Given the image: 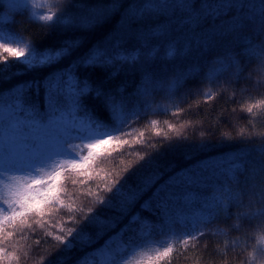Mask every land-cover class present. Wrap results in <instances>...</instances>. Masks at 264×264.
<instances>
[{"label":"trees","instance_id":"trees-1","mask_svg":"<svg viewBox=\"0 0 264 264\" xmlns=\"http://www.w3.org/2000/svg\"><path fill=\"white\" fill-rule=\"evenodd\" d=\"M132 2L133 0H121L122 7L105 24L83 31L64 30L59 25L49 27L51 22L34 20L24 9L14 12L5 0L0 16L14 18V22L10 21L5 25L6 29L37 49L58 48L68 39H80L82 42L81 47L71 57L50 67L28 71L23 64L17 63L11 57L7 65L0 62V94H4L5 103L10 102V92L18 84L42 81L49 74L66 68L72 60L99 41L111 39L121 27L122 17ZM154 2L173 3L176 0ZM179 2L183 3V0ZM235 2L252 5L248 11L255 13L257 17L264 12L260 8L264 0ZM34 3L39 6V15H47L57 10L54 8V0H34ZM97 3L109 4L111 0H72L66 7L69 13L74 14L83 9L73 5L90 6ZM215 23L219 24L221 21L217 20ZM208 28L206 24L204 30ZM166 29V36L151 41L160 51L146 64L123 65L119 73L111 78L109 73L113 69L110 68L79 70L81 77L90 75L93 83L101 84L105 92L110 91L118 98L121 94L116 90L123 88L122 95L127 112V123L123 131L131 135L121 136V139H127L129 145L119 150H114L116 145L100 146L95 151L103 155L81 170L89 174L80 175L78 171H66L60 184L62 206L54 204L50 209H45L42 217L31 215L23 224L18 220L15 227L12 224L5 225V232L0 234V248L5 250L0 253V264H77L86 254L101 249L106 241L119 243L121 239L128 242L130 238H134L139 242L137 233L141 227L140 221L143 220L158 226L153 230L151 240L160 242L165 238H172L166 244H154L151 248L142 249L134 257H129L131 264L146 260L148 256L154 257L169 244L173 248L172 253L161 258L158 264H264V252L257 246L261 233H264V217L238 219V214L243 209L233 204L226 212L221 211L210 221L204 222L199 219L205 214L201 203L185 204L178 199L173 206L169 223H165V217L156 208L155 202L150 211L141 207L158 187L182 169L194 168L200 162H208L236 152L248 154L245 172L239 174L240 187L246 191L243 196L245 204L248 203L252 191L256 192L252 199H259V190H251L250 184L245 182L253 169L258 173L255 183H264V106L255 107L252 113L246 111L247 107L264 99V69L256 59L242 54L244 38L253 35L252 29L242 30L238 39H216L210 46H198L193 41L190 51L184 50V43L187 40H196L198 43V37L187 30L182 31L180 19L172 16L170 10L145 17L133 31L155 30L160 33ZM260 39L264 37L253 35L254 42H259ZM173 40L178 42V52L174 57L167 58L166 50ZM123 47L132 50L140 47V42L129 36ZM230 54L236 55L242 71L237 72L236 67L230 63ZM221 62L226 67L223 71H218L214 79H210L213 69H219ZM145 70L151 72L154 81L161 82L162 87L150 86L149 94L141 95L137 89L142 83ZM177 70H192L193 75L170 93L167 89L168 82ZM29 97V102L37 104L43 114V87L38 94L30 92ZM83 102L97 117L111 123L103 98L94 99L92 95H88ZM152 121L156 123L153 124ZM241 129L244 130V136L240 135ZM157 130L160 131L159 135ZM225 134L230 139H225ZM141 156L145 159L137 163ZM157 174L159 178L156 182L134 203L127 205L126 212L121 211V198L114 195L113 183L129 192L142 188L145 179ZM214 190V187H209L203 195H211ZM175 192L179 198L184 195L185 189L177 188ZM188 198L195 199V195ZM107 200H111V207L97 202ZM255 206L259 207V204ZM136 214H139L140 221L130 223ZM93 216L102 220L114 219L115 227L90 223ZM196 220L205 224L203 235H197L196 239L185 244L186 223ZM125 226L128 229L122 237L118 236ZM69 230L73 231L71 237L67 235ZM81 230L92 238L91 244L85 245L76 239L77 232ZM98 232L102 234L97 236ZM8 233L12 235L5 240L4 236ZM57 236H64L66 241L72 240L73 247L65 250V246L55 239ZM115 246L113 243V247Z\"/></svg>","mask_w":264,"mask_h":264},{"label":"snow or ice","instance_id":"snow-or-ice-1","mask_svg":"<svg viewBox=\"0 0 264 264\" xmlns=\"http://www.w3.org/2000/svg\"><path fill=\"white\" fill-rule=\"evenodd\" d=\"M72 0H54V8L47 15H39L34 0H6L7 6L13 11L24 9L34 20L51 22L48 26L59 25L64 30L90 31L105 24L111 15L121 7V0H111L109 4L97 3L93 5H73L82 7L78 13H69L67 5ZM5 0H0V12L3 11ZM252 5L236 3L235 0H179L173 3L154 2V0H133L129 3L121 27L112 35L111 39H104L90 47L83 54L77 56L64 69L57 70L49 74L42 81H25L10 92V102L5 103L4 94H0V181H13L7 184H0L3 194H0V234L5 232V225L12 224L14 227L19 220L21 224L31 215L43 216L46 208H51L54 204L63 205L60 200L61 177L66 171H78L80 175L89 174L82 169H86L98 156L103 153L96 152L100 146L116 145L114 150H119L129 145L127 139L121 136H129L131 133L124 132L127 123L126 104L123 98V88L116 91L118 96L112 92H105L101 84H95L89 76L81 77L80 69H113L109 73V78L117 75L123 65L135 66L146 64L159 54V47L152 45L151 41L167 35L168 29L158 33L155 30L146 32L133 31L138 22L145 17L156 12L170 10L172 16L180 19L181 30L198 37L196 40H187L183 47L185 51H190L193 41L199 46L201 44L211 45L216 39H238L244 29L251 28L252 34L256 37H264V12L259 17L248 9ZM264 9V3L260 5ZM22 14V13H21ZM220 20L221 23L215 22ZM14 22L13 17L0 16V62L7 65L9 58H13L17 63L25 66L30 71L36 68L50 67L61 60L71 57L78 48L81 47L80 39H68L62 42L58 48H46L39 50L31 43L22 40L18 36L6 30L5 25ZM208 25V30L204 26ZM200 30L199 32L197 30ZM253 35L244 38L245 47L242 54L256 59L264 69V39L254 42ZM129 36L140 42V47L127 50L123 47ZM15 46H12V45ZM178 42L173 40L167 47V58L174 57L178 52ZM7 53V55H4ZM230 63L234 65L237 72L242 71L239 60L235 54H230ZM226 65L221 62L219 69H213L210 79H214L218 71H223ZM6 70V69H5ZM193 75V71L177 70L173 78L168 82L167 89L171 93L177 89L184 80ZM150 86L162 87V83L154 81L153 74L144 71L142 83L137 91L141 95L150 92ZM44 89L45 109L41 114L37 104L29 102V93H39L40 88ZM92 95L94 99L103 98L111 123L97 117L94 112L84 104V98ZM206 95H211L206 93ZM257 106H264V99L258 104L247 107V113H252ZM155 124V121H152ZM76 134L78 138L87 141L83 146L87 148V155L80 157L68 144L66 137ZM119 134V135H118ZM160 131L157 130V135ZM143 135V134H141ZM241 136L244 130L241 129ZM225 139L230 137L225 134ZM264 147V145H262ZM247 153L236 152L224 156L220 161L200 162L194 168L182 169L179 173L169 178L163 185L157 188L153 196L145 201L141 206L146 210H151L153 202L156 208L160 209L165 217V223H169L173 206L178 199L185 204L199 202L202 204L205 214L199 217L207 222L213 219L221 211H227L230 205H236L243 209L238 214L240 217L253 219L264 217V183L257 185L255 179L258 175L255 169L252 174L246 177V184H250L251 190H259V199L253 200L252 191L249 201L245 204L243 196L245 190L240 187V175L245 172ZM145 157H139V161ZM225 165H227L225 167ZM220 173L223 177L220 180ZM159 175L145 179L143 187L138 190L123 191L113 183L114 195L120 197V210L127 211V205L135 202L139 196L150 188ZM264 179V178H262ZM220 180L219 184L215 181ZM229 181L231 183H229ZM183 187L185 193L177 197L175 189ZM215 190L211 195H203L209 188ZM112 191V189H108ZM190 195H195V199H189ZM105 203L111 207V200L97 201ZM259 207H256V204ZM91 211V209H89ZM140 221L139 214L131 218L130 223ZM99 225L115 227V220H102L98 216H93L89 220ZM141 227L137 233L140 238L136 242L130 238L128 242L122 239L119 243L113 241L105 242L101 249L93 253L86 254L77 264H131L129 257H134L142 249L151 248L154 244L162 245L168 243V237L160 242L151 240L153 230L158 226L151 224L147 220L140 221ZM128 226L121 229L118 236L123 233ZM102 233H97V236ZM12 233L4 236L6 240ZM69 237L73 231L67 233ZM184 243L197 238V234H186ZM198 235H203L200 232ZM60 244L65 246V250L73 247L72 240H65L64 236L55 238ZM76 239L82 244H91L92 238L87 232L81 230L77 232ZM113 243L116 244L113 247ZM257 246L264 252V233H261ZM5 250L0 248V253ZM173 251L171 244L164 247L163 251L156 255L148 256L146 260H139L137 264H158L163 257H168Z\"/></svg>","mask_w":264,"mask_h":264},{"label":"rangeland","instance_id":"rangeland-1","mask_svg":"<svg viewBox=\"0 0 264 264\" xmlns=\"http://www.w3.org/2000/svg\"><path fill=\"white\" fill-rule=\"evenodd\" d=\"M7 30V29H6ZM9 32H11L12 34L18 36L16 33L10 31V30H7ZM19 38H21L22 40H24L22 37L18 36ZM12 46H15L14 44ZM66 140L68 142V144L71 146V148L75 151L76 155L80 156V157H83L85 155H87L88 153V150L87 148H85L83 145L84 144H87L88 142L87 141H81L80 138H78L76 136L75 133H73V135L69 136V137H66ZM224 157V156H223ZM223 157H218V158H214V159H211L209 160L208 162H212V161H220ZM227 165H225L226 167ZM217 176H220V180L223 179V177L221 176L220 173H217ZM220 180H216L215 183H220ZM10 182H13V181H9V180H4V181H0V184H7V183H10ZM0 194H3V190L0 189ZM205 224L202 222V221H199V220H196V221H193V222H188L186 223V226H185V229H184V235L185 237L187 238V235L186 234H199L200 232H203L205 230Z\"/></svg>","mask_w":264,"mask_h":264}]
</instances>
